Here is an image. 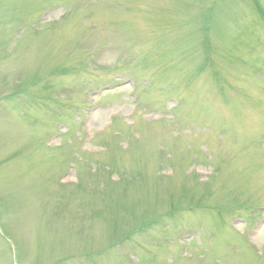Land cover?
Listing matches in <instances>:
<instances>
[{"label": "rangeland", "instance_id": "374dc122", "mask_svg": "<svg viewBox=\"0 0 264 264\" xmlns=\"http://www.w3.org/2000/svg\"><path fill=\"white\" fill-rule=\"evenodd\" d=\"M0 264H264V0H0Z\"/></svg>", "mask_w": 264, "mask_h": 264}]
</instances>
